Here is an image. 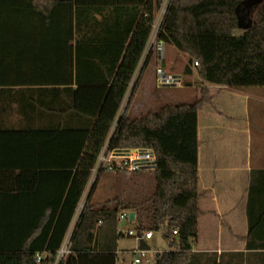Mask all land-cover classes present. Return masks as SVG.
I'll return each mask as SVG.
<instances>
[{
    "label": "trees",
    "instance_id": "trees-1",
    "mask_svg": "<svg viewBox=\"0 0 264 264\" xmlns=\"http://www.w3.org/2000/svg\"><path fill=\"white\" fill-rule=\"evenodd\" d=\"M245 2L250 3L244 15L249 21L242 25L237 12ZM162 3L0 0V88L64 86L72 92L69 109L81 121L79 129L52 131V141L76 138V158L58 205L24 246L0 248V264H55L116 123L112 147L156 150L155 188L148 195L120 193L111 202L93 204L95 183L72 234L70 253L60 264H117L123 212L135 213L138 232L163 233L168 250L157 254L156 264H226L225 257L192 252L200 216L198 112L210 100L208 89L192 105H166L141 117L124 113L118 118ZM157 41L189 57L185 75L196 68L208 84L264 87V0H171ZM25 75L40 77L21 78ZM256 181L248 204L247 247L253 252L235 255V264H264V171ZM38 254L45 255L41 262Z\"/></svg>",
    "mask_w": 264,
    "mask_h": 264
},
{
    "label": "crops",
    "instance_id": "crops-1",
    "mask_svg": "<svg viewBox=\"0 0 264 264\" xmlns=\"http://www.w3.org/2000/svg\"><path fill=\"white\" fill-rule=\"evenodd\" d=\"M156 17L157 21L159 14ZM157 45L169 46L158 41ZM156 47L149 59L158 64L164 58ZM170 57L167 51L164 61ZM193 74L186 75L185 86L194 85ZM204 88L210 100L198 112L200 216L192 252L218 255L225 257L226 264H235L232 257L253 252L247 247L248 204L253 180L256 177L258 182L264 171V121L256 123L254 132L248 105L260 87L229 88L202 81ZM67 89L28 84L0 88V248L24 246L49 219L67 185L76 138L65 135L52 141V131L81 128L80 118L69 109L72 92ZM145 95L147 106L157 102L150 92ZM121 115L120 110L118 118ZM79 208L64 244L77 224ZM120 252L118 241L117 264H126Z\"/></svg>",
    "mask_w": 264,
    "mask_h": 264
},
{
    "label": "rangeland",
    "instance_id": "rangeland-1",
    "mask_svg": "<svg viewBox=\"0 0 264 264\" xmlns=\"http://www.w3.org/2000/svg\"><path fill=\"white\" fill-rule=\"evenodd\" d=\"M249 4V2H245L238 7L237 13L242 25H246L249 21V19H246L244 17V15L247 13V9L250 7ZM240 33L241 32H238L237 34ZM156 45L157 32L153 31L145 55L139 65V68L135 74L133 82L121 108V114L126 113L130 118L141 117L151 111L157 112L166 105H192L202 97V81L196 68H194L193 70V76L190 77V79H192V83L194 82V85L185 86L187 85V83L185 82V77L187 78V76L185 75L184 71L189 57L179 52L178 50L171 48L170 46L164 45L161 47L157 45L159 47L158 53L160 54V57L162 56L165 59L167 51L169 54L171 53L170 60L166 58L167 62H165L163 59L157 64L156 62L148 59V55L151 52L153 53ZM158 47H156L157 51ZM164 68H170L171 72H173L170 73L171 75L182 74L181 76L184 79L182 88L157 87V76L161 71L165 70ZM135 85L136 88L134 89ZM258 91L259 94L257 96L251 95L252 98L248 105L249 117L251 119L250 121L252 122V124H254V132H257V129L255 127L256 123L264 121V88L260 87L258 88ZM147 92H150L151 94L156 96L157 102L155 104L149 106L145 104V94H147ZM114 128L115 126L113 127V129ZM122 179H118L115 174H103L97 181L95 191L91 197L90 202L93 204L111 202L120 193H126L127 195L130 193H132L133 195H148L151 194L155 188V175L154 172L151 171H142L138 174L123 175ZM86 197L87 196L85 194L82 205H84ZM119 229L125 235L119 240V247L121 250L119 258L125 259L126 264H132V261L137 256L134 254V251L139 249L140 242L136 239V237H129L127 235V232H137V223L124 222L119 226ZM153 235L154 238L147 241V244L150 247L148 255L150 263L144 262L143 264H156L157 254L168 250V245L166 240L164 239L163 233L156 232Z\"/></svg>",
    "mask_w": 264,
    "mask_h": 264
},
{
    "label": "built area",
    "instance_id": "built-area-1",
    "mask_svg": "<svg viewBox=\"0 0 264 264\" xmlns=\"http://www.w3.org/2000/svg\"><path fill=\"white\" fill-rule=\"evenodd\" d=\"M170 1L171 0H163L161 9L159 11L160 19H157V21H155L154 26H153V31H156L157 34L161 27L163 18L167 12ZM196 65L198 64L196 63ZM156 83H157L158 88H166V87L182 88L184 84V79L180 75H171V74H167L161 71L160 74L157 76ZM114 126L116 128L117 123ZM115 128L112 129L104 147L102 148V150L100 151V154L98 155L96 164L94 168L92 169L91 178H90L89 184L85 192L87 196L86 200L84 202V205H82L83 202L81 203V205H79L80 212H79L78 220L86 206L87 198L93 186L95 185V183H97V181L100 179V177L103 174H106V173H109V174H120V173L137 174L142 171L154 172L157 170L158 157H157L156 150L154 148L152 147H148V148H145V147H128V148L112 147L111 138L115 131ZM85 194L83 197H85ZM130 213L131 212L121 213L118 217L119 223H124V222L131 223ZM135 220H136V217H135ZM175 233L177 234V232ZM127 235L129 237H136V239L139 242H141V240H144L145 242H147L148 240L152 239L154 236L152 232L140 233L138 231L137 232L128 231ZM71 237H70L69 242L63 244L62 248L58 252L55 264H60L61 262L66 260L67 256L69 255L70 247H71ZM149 251L141 250L140 248L135 250L134 254L137 256L132 261V264H143L144 262L150 263V260L148 259ZM44 258H45V255L38 254L36 256V259L38 262H41Z\"/></svg>",
    "mask_w": 264,
    "mask_h": 264
},
{
    "label": "water",
    "instance_id": "water-1",
    "mask_svg": "<svg viewBox=\"0 0 264 264\" xmlns=\"http://www.w3.org/2000/svg\"><path fill=\"white\" fill-rule=\"evenodd\" d=\"M135 213L131 212L130 213V222H134L135 221ZM141 250H147L149 251L150 250V247L149 245L147 244V242H145L144 240H141L140 242V247H139Z\"/></svg>",
    "mask_w": 264,
    "mask_h": 264
}]
</instances>
